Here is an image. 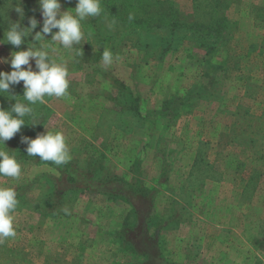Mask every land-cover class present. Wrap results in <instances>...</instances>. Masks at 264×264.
Returning a JSON list of instances; mask_svg holds the SVG:
<instances>
[{"label": "rangeland", "instance_id": "374dc122", "mask_svg": "<svg viewBox=\"0 0 264 264\" xmlns=\"http://www.w3.org/2000/svg\"><path fill=\"white\" fill-rule=\"evenodd\" d=\"M170 1L182 21L203 24L194 37L186 28L171 38L142 31V44L152 40L146 51L104 12L82 22L80 45L49 49L68 63V95L34 105L33 115L43 105L51 112L27 126L63 132L69 162L108 177L107 186L123 179L148 192L129 202L63 184L53 168L20 158L21 177L0 176V186L32 184L13 213L16 236L0 243V264H264V0ZM75 4L61 0L62 10ZM34 7L38 0H0V37L11 23H42ZM220 17L221 39L206 49L204 26ZM105 48L119 57L110 67ZM13 50L0 45V57ZM58 186L66 214L41 216L36 204Z\"/></svg>", "mask_w": 264, "mask_h": 264}, {"label": "clouds", "instance_id": "9594fccd", "mask_svg": "<svg viewBox=\"0 0 264 264\" xmlns=\"http://www.w3.org/2000/svg\"><path fill=\"white\" fill-rule=\"evenodd\" d=\"M42 23L29 18L28 26L11 23L0 37V45L5 43L15 50L9 57H0V63H8L10 71L0 70V94L10 96L13 103L7 108L0 107V176L18 180L21 177V164L6 142L15 137L25 125L35 127L38 120L31 123L26 117H33V106L44 104L46 97L64 98L68 95L70 70L63 57H53V52L72 50L84 40L82 22L101 14V0H76L74 8L62 10L61 0H38ZM20 11V9H17ZM133 17L130 15L129 20ZM39 25V31H36ZM34 33V34H33ZM31 35L32 41L28 42ZM52 43L45 44V37ZM26 44L25 48H21ZM76 55H83L77 51ZM102 63L110 67L115 56L111 49L101 52ZM22 82L23 94L12 93V88ZM18 96L22 97L17 99ZM44 126V125H43ZM45 128V127H44ZM20 142L26 145L29 157H38L57 166L67 164L71 154L66 137L61 131L46 130L34 138L21 136ZM19 201L15 186H0V243L16 236L15 217Z\"/></svg>", "mask_w": 264, "mask_h": 264}, {"label": "trees", "instance_id": "16d2710c", "mask_svg": "<svg viewBox=\"0 0 264 264\" xmlns=\"http://www.w3.org/2000/svg\"><path fill=\"white\" fill-rule=\"evenodd\" d=\"M101 8L102 12H108L111 14L112 18L116 20L117 25L121 28H126L127 31L131 32L132 34L137 36V42L145 49L146 51L151 48L152 40H145L142 42L139 40L141 37L138 35L141 34L142 31H153L155 29H166L168 30L169 36H173L179 29H188L189 30V37H194V33L196 31H200L203 24H198L197 22H184L179 18L178 11L174 8L173 3L170 0H101ZM34 9H38L35 8ZM39 9L36 11L38 15ZM40 13V11H39ZM133 18L129 20V16ZM226 19L224 17L212 19L210 23H207V26H204L203 37L204 39L201 40V46H204L206 49L209 47L208 40L210 41H219L221 36H219L220 31L223 27V22ZM206 25V24H205ZM225 26V24H224ZM38 28V26H37ZM128 32V33H129ZM208 39V40H207ZM167 49V48H165ZM22 86L17 85V91L13 92V94L22 95ZM20 96L17 97L19 99ZM10 96L5 97L4 94H0V107H9L11 103H13ZM50 110L45 106H41L40 112L33 117H26V121L31 123L33 119L40 118V122H44L47 115L50 114ZM40 124V123H39ZM28 125H25L21 128L20 133H18L15 137L11 140L6 142V145L9 149L14 152L17 159H25V160H32L36 163L46 164L47 166L56 170L60 175H64V182L70 183H77V188H97L98 191H104L106 194L109 195H118L126 201L131 199H135L139 192H148V190L143 186L139 187L135 185V183L126 182L123 179L120 180L122 182L121 186L118 184H114L112 186H107L109 183H106L109 179L105 177L104 179L95 178L92 173H90L87 169H80L77 166L73 165L71 162H68L65 165L57 166L50 161H42L38 157H29L26 155L25 148L26 145L20 142L21 136H28L34 138L35 130L34 128H28ZM97 163V162H96ZM94 169L96 168L95 163H88ZM97 174H101V169H99ZM54 177V176H53ZM107 180V181H106ZM111 180V179H110ZM66 182V183H67ZM32 182L16 186L17 191V199L22 198V194L24 189L30 187ZM60 186V185H59ZM53 188L44 198L41 199V202L36 204V210L38 214L41 216H52L57 217L58 215L66 214L64 211L63 206L65 207V196L67 195L64 190H59ZM99 187L103 188L100 189ZM72 189V188H71ZM141 195H144L142 193ZM62 206V212L59 208ZM145 220V228L148 229L149 220ZM124 234L120 235V238L123 243H128L127 241V234L123 231ZM144 239H150L147 234L144 235Z\"/></svg>", "mask_w": 264, "mask_h": 264}]
</instances>
